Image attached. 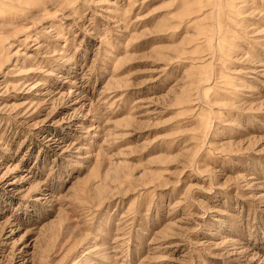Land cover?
I'll use <instances>...</instances> for the list:
<instances>
[{
  "label": "rangeland",
  "instance_id": "374dc122",
  "mask_svg": "<svg viewBox=\"0 0 264 264\" xmlns=\"http://www.w3.org/2000/svg\"><path fill=\"white\" fill-rule=\"evenodd\" d=\"M0 264H264V0H0Z\"/></svg>",
  "mask_w": 264,
  "mask_h": 264
}]
</instances>
